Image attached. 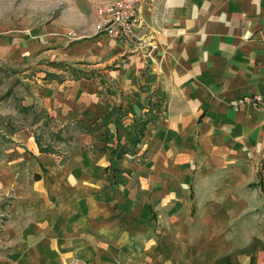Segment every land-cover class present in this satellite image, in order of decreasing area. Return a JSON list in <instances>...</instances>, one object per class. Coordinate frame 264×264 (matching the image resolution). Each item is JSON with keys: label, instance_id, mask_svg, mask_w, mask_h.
I'll return each instance as SVG.
<instances>
[{"label": "crops", "instance_id": "0c3cea01", "mask_svg": "<svg viewBox=\"0 0 264 264\" xmlns=\"http://www.w3.org/2000/svg\"><path fill=\"white\" fill-rule=\"evenodd\" d=\"M138 17L137 31L151 41L148 48L124 45L94 28L76 40L52 35L12 48L14 59H26L51 43L52 65L87 62L98 77L106 74L107 82L91 81L80 70L79 84L59 103L57 115L77 119L88 133L98 130L91 120L99 112L104 116L113 105L117 111L130 108L114 119L112 130L121 137L126 127L130 136L112 150L121 170L110 166L107 172L103 159L76 158L89 176L74 183L73 195L82 191L85 202L76 210L105 213L104 234L157 219L163 230L155 237L125 234L129 242L168 241L154 243L153 264H264V110L241 102L246 95H264V0H141ZM49 94L42 108L52 114ZM62 131L51 130L46 146L36 141L45 163L53 161L49 153L60 147ZM138 145L148 155L136 163L125 156L136 154ZM37 179L21 186L12 211L27 209L34 217L21 226V240L39 231L43 242L10 249L1 241L0 264H34L43 255L60 261L59 238L74 239L62 224V215L74 209L62 210L55 184ZM109 207L113 213L106 216ZM46 210L61 226L55 234L48 232L54 228L49 220L39 218ZM143 263L149 264L148 254Z\"/></svg>", "mask_w": 264, "mask_h": 264}, {"label": "rangeland", "instance_id": "374dc122", "mask_svg": "<svg viewBox=\"0 0 264 264\" xmlns=\"http://www.w3.org/2000/svg\"><path fill=\"white\" fill-rule=\"evenodd\" d=\"M113 1L117 0H0V242L6 243L3 248L10 249L24 243L31 247L37 244L40 246L43 242L38 237L39 231L27 232L25 238L27 241L21 240L24 238L22 233L26 221L34 217L28 216L27 209H22L21 212L12 211L21 186L29 181L34 182L39 176L47 185L50 182L55 184L59 190L57 196L61 199L62 210L69 207L74 209L73 213L62 215L65 231L74 237L71 241L59 238L58 248L63 250L59 254L64 258L55 261L43 255L34 264H144V254L149 255V264H153L154 243L160 242L163 245L168 242L162 239L129 242L125 237L126 232L150 233L155 237L158 231L163 230V224H158L157 219H153V225H143L142 228L135 225L111 227L104 234V220L102 221L100 215L105 213L93 215L76 210L80 203L85 205V202L80 196L82 191L78 197L73 195L76 194L74 183L89 178L85 175L86 166L81 163V159L77 163L76 158L85 160L93 158L95 161L103 159L106 161L107 172L115 168L121 170L122 160L116 159L112 150L117 146L118 139L130 141V136L126 127L120 128L121 137L116 136L112 130L114 119L122 116L124 112H130V108L126 104L124 109L117 111L113 105L104 116H100V112L98 116L94 115L91 122H94L93 126L98 130L90 134L76 122L77 119L57 115L62 111L59 103L66 100L69 97L68 91L79 84L78 76L84 74L80 70H83L91 81H100L103 77L102 81L107 82L106 74L102 73V77H98L100 73L89 70L87 62L70 64L55 61L60 65H52L47 57L51 52V43L41 44L37 51L26 59L16 60L12 57L13 47L16 48L20 44L17 47L20 50L21 46H26L38 38L65 35L71 41L84 37L87 30L94 28L98 8ZM48 73L56 74L58 78H51L53 76H49ZM48 93L50 99L55 102L52 114L42 108V101ZM152 115L154 114L147 117ZM128 120L132 121V117ZM61 128L62 139L57 140L60 147L49 153L52 155L53 163H45L43 159L41 160L42 153L37 151L36 141L46 146V140L52 136L49 132ZM138 146L136 154L125 156L136 163L146 160L148 155V152ZM66 153L70 154V159L63 164L62 159ZM42 166L47 170L45 171ZM110 166L112 167L108 169ZM89 167L94 166L90 163ZM76 175L80 177L77 178ZM100 205L102 202H98V206ZM107 210L112 209L109 207ZM46 212L47 216L39 218H47L49 225L54 227L48 232L55 234L61 226L58 228L56 223L53 224L54 219L47 210ZM112 213L113 210L107 212L106 216ZM115 220L117 219L112 217V221ZM117 222L112 224L117 226Z\"/></svg>", "mask_w": 264, "mask_h": 264}, {"label": "built area", "instance_id": "2783aa9c", "mask_svg": "<svg viewBox=\"0 0 264 264\" xmlns=\"http://www.w3.org/2000/svg\"><path fill=\"white\" fill-rule=\"evenodd\" d=\"M141 0H117L100 6L96 13L94 33L104 35L124 45L148 48L151 41L137 31ZM244 104L264 110V95H246L241 99Z\"/></svg>", "mask_w": 264, "mask_h": 264}, {"label": "trees", "instance_id": "16d2710c", "mask_svg": "<svg viewBox=\"0 0 264 264\" xmlns=\"http://www.w3.org/2000/svg\"><path fill=\"white\" fill-rule=\"evenodd\" d=\"M144 131H145V130L142 129V128H141V129H138V131H136V135H138V136H137L136 138L133 137V140H134L133 142H134V144H138V142L141 140L139 134L142 135V134L144 133ZM132 135H133V134H132ZM49 149H51V148H49ZM49 149H43V148H41V150H43V151H44V150H45V151H47V150L49 151ZM123 151H126V150H123Z\"/></svg>", "mask_w": 264, "mask_h": 264}]
</instances>
